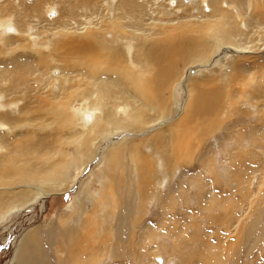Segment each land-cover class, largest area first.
<instances>
[{"label":"rangeland","instance_id":"374dc122","mask_svg":"<svg viewBox=\"0 0 264 264\" xmlns=\"http://www.w3.org/2000/svg\"><path fill=\"white\" fill-rule=\"evenodd\" d=\"M256 5L264 0H0V161L75 164L36 200L38 186L0 174V200L18 205L0 204V264H264V11ZM218 20L232 28L233 48L218 50L206 29ZM198 29L210 36L203 63L143 54ZM103 53L93 76V54ZM59 223L80 227V243L56 242ZM32 229L42 254L22 261ZM208 252L218 256L205 260Z\"/></svg>","mask_w":264,"mask_h":264},{"label":"bare ground","instance_id":"6f19581e","mask_svg":"<svg viewBox=\"0 0 264 264\" xmlns=\"http://www.w3.org/2000/svg\"><path fill=\"white\" fill-rule=\"evenodd\" d=\"M252 1H250V3H251ZM93 3V2H92ZM252 4V3H251ZM87 5V4H86ZM257 6V5H256ZM250 8V7H249ZM257 10H259V11H264V7H262V6H260V5H258L257 6ZM217 12H219V11H217ZM223 14V13H222ZM221 14V15H222ZM259 16H260V18H264V12H260V14H259ZM118 19V18H117ZM254 20L255 19H257V18H253ZM104 19H102L101 21H100V23L98 22V24H100L101 25V22L103 21ZM249 22H250V20H249ZM263 22V21H262ZM104 23V22H103ZM258 23H260V22H257V24ZM246 24L247 25H249V23L248 22H246ZM228 26V24L225 22V21H222V20H218L216 23H213L212 25L210 24V23H206V25H205V27H206V29L208 30V31H211V32H214V34L212 35L211 34V37H213V38H215V41L216 40H219L220 42H221V44H220V46L218 47V50L222 47V46H224V45H227L225 48H233V47H231V45H230V37L232 36V34H233V30H232V28H228L227 27ZM95 28H96V30H97V32L100 34V30H102L103 28H105V26H103V27H101V26H98V25H95L94 26ZM260 27V26H259ZM16 31V30H15ZM194 32V31H193ZM98 34V35H99ZM185 35H187V34H183V36H181V37H177V41L175 40V42H173L174 44H169L170 43V38H171V36L169 37V38H167V40H164V42H162V43H155L153 46H152V50H150V48L149 49H147V51L146 52H143V54H146V56H149V55H151V57H153V58H157L158 59V56L159 55H161V53H168L169 55L170 54H172V53H177V55H179V57H181L183 60H186V59H189V58H194V59H198L199 60V63H203L204 61H206V58H205V56H206V52H207V48H208V44H210V41H209V39H210V36L208 35V34H206L205 32L204 33H202L201 32V29H198V35H196L195 37H193V36H185ZM209 37V38H208ZM93 41H95V40H93ZM211 41H212V39H211ZM95 43V42H94ZM101 43V42H100ZM160 44H162V45H160ZM229 44V45H228ZM98 46V45H97ZM94 48V47H93ZM103 48V47H102ZM249 48H252V47H249ZM94 50V49H93ZM105 50V49H104ZM237 52H241V53H243V52H249V50L248 49H240V48H238V49H235ZM94 53V52H93ZM100 53H102V52H100ZM94 56L93 57H96V59H97V61H96V63L94 64V67H95V69L93 68V76H95L96 74H97V70L98 69H100V66H101V64L99 63L100 62V60H103L102 58L103 57H105V55H104V53L103 54H93ZM165 57V56H164ZM168 58H169V56H168ZM105 60V59H104ZM113 62V61H112ZM106 64V63H105ZM105 64H103V66L105 65ZM108 65H110V64H108L107 63V66ZM118 66V65H117ZM105 68H106V66H105ZM104 68V71L105 70H107V68L105 69ZM122 68V67H121ZM113 69H114V67H113ZM112 68L110 69V71L111 70H113ZM119 70V69H118ZM121 71V70H120ZM170 71H171V69H170ZM103 72V71H102ZM125 74V76H128V73H127V71L125 70V71H123ZM122 73V72H121ZM123 74V73H122ZM123 75V76H124ZM94 78V77H93ZM98 79H100V78H98ZM134 82V81H133ZM135 83V88H137V89H139V90H137L138 92L141 90L140 88H139V85H138V83L135 81L134 82ZM134 83H132V85L134 84ZM136 90V89H135ZM142 91V90H141ZM140 91V92H141ZM143 92V91H142ZM145 92V91H144ZM141 94V93H140ZM143 95H144V97L146 98V99H148L149 98V95L147 96V94L146 93H143ZM154 98V97H153ZM62 107V106H61ZM184 108L186 109V111L188 110V107L187 106H184ZM64 113H62V111H61V109H60V106H59V108H58V115L59 116H64L63 115ZM92 116V115H91ZM128 116H129V114H128ZM88 117V116H87ZM127 117V116H126ZM91 118V117H90ZM125 119V118H124ZM161 118H159L158 119V121H155V122H153L151 125H153V124H159L160 123V120ZM184 120H185V118L183 117V118H181L180 120H178V122L180 123V122H182L181 124H179L177 121V123H175L174 125L175 126H173L172 127V130L173 131H176V130H179L177 127H178V124L179 125H183L184 124ZM135 122H137V121H135ZM162 122V121H161ZM122 124H125V122L123 121L122 122ZM117 127V126H116ZM127 124H125V125H123L122 127H120L121 129H123V128H125V129H127ZM120 128H116V129H118V130H120ZM171 130V131H172ZM145 133H147V130H145L144 131V133L143 134H145ZM117 148V147H116ZM114 150H115V148H113ZM177 151V150H176ZM109 152V151H108ZM118 152H119V149H116L115 151H113V153H115L114 155H116V154H118ZM175 154H176V152H174ZM34 154V153H33ZM38 154V153H37ZM58 154H60V152L58 153ZM11 155V154H10ZM40 156V155H39ZM38 156V157H39ZM68 156V155H67ZM71 156V155H70ZM17 155L15 156V155H12L11 157H9L8 158V160L7 161H5V160H3L2 162L0 161V174H1V176H3V177H7V176H9L10 174H14V173H16L17 175V177H18V173H20V175H19V179L21 180V181H24V182H26L27 184H26V186H34V185H36V186H38L37 187V191H36V193H35V195L33 196V199L32 200H36V199H38V198H42V197H44V195H47L48 193H50V192H52V190H55V188L57 187V185L60 183V181H62L65 177H67V173H68V171L70 170V167H72V166H74L75 164H73L74 163V161H73V163L72 162H56L55 164L54 163H51V162H48V161H46L45 162V164L43 163L42 164V168H36V167H29V166H27V167H25V166H22L21 164H19V162H17L18 161V159H17ZM44 158V160H46L45 159V157H43ZM42 158V159H43ZM64 158V157H63ZM40 159V158H39ZM77 158H75L74 160H76ZM20 161V160H19ZM24 161V160H23ZM28 161V160H27ZM33 161H35V159L33 160ZM62 161V160H61ZM67 161V160H66ZM76 161H78V160H76ZM17 162V163H16ZM25 162V161H24ZM32 162V161H31ZM20 163H22V162H20ZM26 163V162H25ZM27 163H29V162H27ZM113 163V162H112ZM24 164V163H23ZM36 164V163H35ZM28 165V164H27ZM38 166V165H37ZM110 166H111V164H110ZM111 168V167H110ZM136 171V170H135ZM68 178V177H67ZM66 178V179H67ZM144 179V178H143ZM62 183V182H61ZM132 186V185H131ZM134 186V185H133ZM143 186H146V185H143ZM129 187V186H128ZM148 188V187H147ZM124 189V188H123ZM130 190H132V189H130ZM133 190H135V189H133ZM147 191V190H146ZM145 191V192H146ZM54 192V191H53ZM82 191H80V193H81ZM135 192V191H134ZM79 193V194H80ZM83 194H85V192H82ZM137 193V192H136ZM77 194V193H76ZM130 195V194H129ZM128 195V196H129ZM133 195H134V193H133ZM138 195V194H137ZM27 196V195H26ZM78 196L79 195H77V196H75L74 197V202H76V204H77V199H78ZM135 196H136V194H135ZM134 197V196H133ZM131 199V198H130ZM133 199V198H132ZM77 200V201H76ZM126 200H128V199H126ZM82 201V200H81ZM130 202V201H129ZM26 203V202H25ZM31 203H33V201L32 202H30V204ZM0 204H2V206H4V205H7V207H9L10 206V208H14V209H18V205L14 202V200H10V199H7V200H4V202H3V198H1V200H0ZM20 204H21V202H20ZM27 204H28V202H27ZM81 202H78V207H80L81 205ZM23 205L24 204H22L21 206L22 207H20L21 209L23 208ZM5 207V206H4ZM134 208H135V206L133 205L132 207H131V211H128V216L130 215V217H131V214L134 212ZM80 209V208H79ZM124 209V208H123ZM128 209H129V207H128ZM8 210V209H7ZM80 210H82V209H80ZM130 210V209H129ZM122 213V212H121ZM113 216V215H112ZM124 216V215H123ZM93 217V216H92ZM91 217V218H92ZM129 217V218H130ZM133 217H134V215H133ZM136 217V216H135ZM131 219H133L134 220V218H131ZM130 219V220H131ZM118 220V219H117ZM61 221V220H60ZM125 221H126V219L125 218H120L119 220H118V223L117 224H115L116 225V231L119 233V236H121L123 233L121 232V231H123L122 229L124 228V225H125ZM119 222L120 223H122L121 225L119 224ZM128 222H129V220H128ZM78 224V223H77ZM87 225H91V223H89V224H86V227H87ZM92 226V225H91ZM128 226V225H127ZM89 227V226H88ZM115 227V226H114ZM97 228H98V226H97ZM119 228L121 229V230H119ZM52 229V228H51ZM50 229V230H51ZM80 227H77V226H75V225H71V226H68V227H64V226H62L61 225V223H59L58 224V227H54V229L53 230H51V234H50V236L52 235V236H54V237H57V239H56V242H60V239L61 238H63L64 239V242L65 243H70V244H72V245H74V244H76L77 242H79L78 240H79V236L81 235V234H83V233H81L80 234ZM118 229V230H117ZM131 230V229H130ZM82 231V230H81ZM83 232V231H82ZM90 232V231H89ZM91 233V232H90ZM93 233V232H92ZM86 236V235H85ZM84 236V237H85ZM88 236H89V234H88ZM87 237V236H86ZM53 238V237H52ZM81 239V238H80ZM86 239V238H85ZM53 240H55V238L53 239ZM86 240H88V239H86ZM38 242H39V238H38V232H37V230L35 229H32V230H30L29 231V234H28V236L25 238V242H24V244L22 245V247H20V254H19V259L20 260H24L26 257L28 258V259H30L31 257L33 258V256H35V254H37V252L39 253V255L40 254H42L41 253V250L40 249H38V247H39V245L40 244H38ZM40 243V242H39ZM61 243V242H60ZM63 243V242H62ZM80 243V242H79ZM88 243V242H87ZM93 244V243H92ZM70 245H68V247H69ZM37 247V248H36ZM65 247H66V245H65ZM71 247V246H70ZM78 247V246H77ZM92 248V247H91ZM76 249V248H75ZM97 251H98V249H97ZM44 253V252H43ZM49 254V253H48ZM216 254V255H215ZM45 255V254H44ZM212 255H213V257L214 256H218V254L217 253H213V252H208V254H207V258H205V260H208L209 261V259H211V257H212ZM227 255V254H226ZM29 256V257H28ZM37 256V255H36ZM35 256V257H36ZM34 257V258H35ZM223 257V256H222ZM24 258V259H23ZM27 259V261H29ZM34 261H37V260H35V259H33ZM39 260V259H38ZM41 260H42V258H41ZM161 260V259H160ZM159 260V261H160ZM33 261V262H34ZM162 261V260H161ZM207 261V262H208ZM218 264H220L221 263V261H220V259H216L215 260ZM223 262H224V260H223ZM20 263H21V261H20ZM19 263V264H20ZM31 263H32V261H31ZM30 263V264H31ZM34 263H36V262H34ZM206 263V262H205ZM230 263H231V261H230ZM28 264V263H27Z\"/></svg>","mask_w":264,"mask_h":264}]
</instances>
